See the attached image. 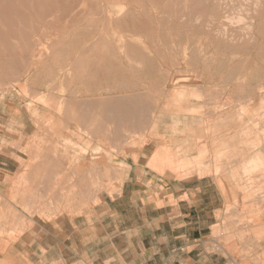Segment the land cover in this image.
Instances as JSON below:
<instances>
[{
	"label": "rangeland",
	"instance_id": "rangeland-1",
	"mask_svg": "<svg viewBox=\"0 0 264 264\" xmlns=\"http://www.w3.org/2000/svg\"><path fill=\"white\" fill-rule=\"evenodd\" d=\"M213 1L0 0V116L21 151L0 173V240L81 222L120 191L140 150L185 177L257 148L261 173L264 0ZM260 196L243 221L227 210L192 264H258L264 251L232 246L264 228Z\"/></svg>",
	"mask_w": 264,
	"mask_h": 264
},
{
	"label": "crops",
	"instance_id": "crops-1",
	"mask_svg": "<svg viewBox=\"0 0 264 264\" xmlns=\"http://www.w3.org/2000/svg\"><path fill=\"white\" fill-rule=\"evenodd\" d=\"M9 116H0L1 174L16 171L11 155H21L6 146L19 138L4 127ZM134 154L118 193L100 200L81 222L80 217L60 218L48 231L37 224V233H23L14 241L1 238L0 264H192L195 243L223 224L227 210L243 221L263 208L264 161L260 173L259 163L250 160L259 158L257 148L244 155L240 151L238 160L219 167L220 172L213 163L206 174L185 177L162 170L143 150ZM261 154L264 158V149ZM250 169L256 172L246 177L244 170ZM259 218L256 223H264V215ZM244 235L232 247L264 251V228ZM261 253L258 264H264Z\"/></svg>",
	"mask_w": 264,
	"mask_h": 264
},
{
	"label": "bare ground",
	"instance_id": "bare-ground-1",
	"mask_svg": "<svg viewBox=\"0 0 264 264\" xmlns=\"http://www.w3.org/2000/svg\"><path fill=\"white\" fill-rule=\"evenodd\" d=\"M169 1V0H168ZM215 1V0H214ZM213 1V2H214ZM217 1V0H216ZM220 1V0H219ZM256 1V0H255ZM258 1V0H257ZM217 3V2H216ZM219 3V2H218ZM217 3V4H218ZM226 3V2H225ZM255 3V2H254ZM255 4H257V3H255ZM260 5V4H259ZM214 6V5H213ZM256 6V5H255ZM112 7V6H111ZM218 7H219V5H218ZM220 8V7H219ZM253 9L254 8H252V11H253ZM255 12V11H254ZM253 12V13H254ZM126 13V12H125ZM256 14V13H255ZM126 15V14H125ZM249 17V16H248ZM213 18V17H212ZM243 19V18H242ZM116 21H117V19H115ZM248 20H249V18H248ZM249 22H251V21H249ZM245 24V23H244ZM241 26V25H240ZM243 27V26H242ZM241 27V28H242ZM249 27V26H248ZM245 28V27H244ZM243 28V29H244ZM239 29V28H238ZM250 29V28H249ZM217 30V29H216ZM241 30V29H240ZM251 30V29H250ZM242 31V30H241ZM256 31L257 32H259V33H264V22L262 23V24H260V25H258L257 27H256ZM250 32V31H249ZM249 34V33H248ZM250 35V34H249ZM264 35V34H263ZM251 39H252V37H251ZM255 40H256V38H255ZM258 54V53H257ZM262 60V59H261ZM74 101V100H73ZM76 104V103H75ZM76 106L77 105H75V107H74V109H76ZM81 107V106H80ZM83 107V106H82ZM82 107H81V109H79V107H77L78 108V111H80V114H78V113H76V115H78L77 117V122H79V123H81L82 125L85 123L84 121H86L85 119V115H84V111L85 110H87L88 108H86L85 110H83L82 109ZM104 108H106L107 109V107H104ZM81 110H83V112H81ZM76 111V110H75ZM87 111H85V113H86ZM107 112V111H106ZM73 113V112H72ZM70 115H72V114H70ZM73 117H75L74 116V114H73ZM72 117V118H73ZM99 118V117H98ZM95 120V119H94ZM96 121V120H95ZM103 121V120H102ZM105 124V123H104ZM80 125V124H79ZM93 125V124H92ZM90 127V126H89ZM91 127H93V126H91ZM97 127V126H96ZM105 127H107V126H105ZM108 128V127H107ZM80 129V128H79ZM81 129H82V126H81ZM89 129V128H88ZM107 130V129H106ZM80 131V130H79ZM108 131V130H107ZM89 134H91V130H88L87 131ZM107 133V132H106ZM88 134V135H89ZM109 134V133H108ZM85 136V135H84ZM86 137V136H85ZM86 143V142H85ZM54 155V154H53ZM165 167H163V169H164ZM182 168V166L181 165H177V167H175L174 169H173V171L174 172H176V171H179L180 169ZM94 170H96L95 169V165L93 164V165H89V171L90 172H94ZM182 170V169H181ZM176 174H178L177 172H176ZM82 182H84L83 180H82ZM95 183H97L96 181H95ZM95 183H93V185L95 184ZM98 186V185H97ZM93 188H95V187H93ZM106 189V188H105ZM95 190V189H94ZM87 191V190H86ZM90 191H92V190H90ZM97 191V190H96ZM87 193V192H86ZM91 193V192H90ZM97 193V192H96ZM76 194V193H75ZM78 194H79V192H78ZM84 196V195H83ZM94 198V197H93ZM95 199V198H94ZM259 218V217H258ZM260 219V218H259ZM256 220H257V218H256ZM245 260H247V258L246 259H244V261ZM250 260L252 261V258H250ZM243 260L242 261H240L239 263L240 264H245V262H244ZM254 261V260H253ZM250 262V261H249ZM255 262L257 263V260H255ZM249 264V263H248Z\"/></svg>",
	"mask_w": 264,
	"mask_h": 264
}]
</instances>
